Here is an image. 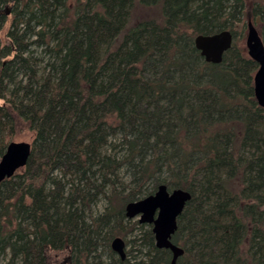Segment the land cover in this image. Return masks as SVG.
<instances>
[{
	"label": "trees",
	"instance_id": "16d2710c",
	"mask_svg": "<svg viewBox=\"0 0 264 264\" xmlns=\"http://www.w3.org/2000/svg\"><path fill=\"white\" fill-rule=\"evenodd\" d=\"M263 2L0 0V157L32 135L0 182V264H168L125 216L160 184L191 194L176 264H264V106L237 39L252 20L264 43ZM223 29L208 62L194 37ZM116 236L141 255L121 259Z\"/></svg>",
	"mask_w": 264,
	"mask_h": 264
},
{
	"label": "water",
	"instance_id": "95a60500",
	"mask_svg": "<svg viewBox=\"0 0 264 264\" xmlns=\"http://www.w3.org/2000/svg\"><path fill=\"white\" fill-rule=\"evenodd\" d=\"M194 44L206 61L219 63L223 53L232 44V34L228 29L209 34H197L194 37ZM245 45L247 54L258 64L253 76L254 97L258 105L264 106V43L251 20L246 27ZM30 151L31 143L28 141L8 142L0 157V182L11 177L17 169L26 164ZM190 197L188 190L182 188L169 190L165 184H160L152 194L128 201L125 205V216H138L140 223L151 224L155 245L171 251L168 264H176L178 257L183 253V248L174 244L171 236L177 228V217ZM110 245L121 259L125 258L124 238L116 236Z\"/></svg>",
	"mask_w": 264,
	"mask_h": 264
},
{
	"label": "rangeland",
	"instance_id": "374dc122",
	"mask_svg": "<svg viewBox=\"0 0 264 264\" xmlns=\"http://www.w3.org/2000/svg\"><path fill=\"white\" fill-rule=\"evenodd\" d=\"M264 4V2H263ZM237 36H239L237 39L239 41V43L241 45H243L247 51V48H246V45H245V37H246V30L244 31V33L242 34H238ZM14 140L16 141H21V140H24V141H28L31 143L32 141V135L29 134V135H22V136H19L17 138H15ZM104 204V201H100L98 203V208L100 209ZM128 219H138V216H135V217H126ZM138 233V230L137 229H134L133 230V233L130 235V238L133 239L135 238V236L137 235ZM125 240V239H124ZM139 248L140 246L138 245V242L134 243L133 241L126 244V247H125V251H126V256L125 257H128V259L130 260H133L135 257H138L141 255V252H139ZM144 251V249H142ZM131 251V252H130ZM58 252V251H57ZM56 251H51L50 254H49V257H50V261L52 264H59L60 261L62 260L63 257L67 256V253L66 252H59L57 253ZM117 254V253H116ZM179 258V257H178ZM104 263L103 264H110L111 262V258L109 259V257L107 258L105 256L104 258Z\"/></svg>",
	"mask_w": 264,
	"mask_h": 264
},
{
	"label": "flooded vegetation",
	"instance_id": "af4514ba",
	"mask_svg": "<svg viewBox=\"0 0 264 264\" xmlns=\"http://www.w3.org/2000/svg\"><path fill=\"white\" fill-rule=\"evenodd\" d=\"M252 21V20H251ZM247 23H248V21H247ZM252 23H253V21H252ZM254 24V23H253ZM255 25V24H254ZM246 27H247V25H246ZM256 27V26H255ZM257 28V27H256ZM258 29V28H257ZM258 32H259V30H258ZM259 34H260V32H259ZM261 36V35H260ZM262 38V37H261ZM232 41H233V37H232ZM263 41V40H262Z\"/></svg>",
	"mask_w": 264,
	"mask_h": 264
}]
</instances>
